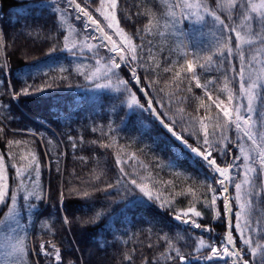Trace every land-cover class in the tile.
I'll return each instance as SVG.
<instances>
[{"label":"trees","instance_id":"obj_1","mask_svg":"<svg viewBox=\"0 0 264 264\" xmlns=\"http://www.w3.org/2000/svg\"><path fill=\"white\" fill-rule=\"evenodd\" d=\"M76 1L101 25L104 8L111 7L126 41L127 67L116 68L105 48L85 51L82 39L94 41L66 0H0V174L6 193L0 264H232L206 259L213 254L208 245L222 252L227 233L217 175L155 115L127 106L130 94L140 103L151 101L189 144H202L207 136L211 147H204L217 165L235 173L230 191L236 247L247 264H264L258 153L216 105L239 103L243 66L264 48L235 47L242 2L197 0L195 14L189 0H115V7L113 0ZM255 26L264 37V28ZM66 42L75 44L71 52ZM102 65L111 72L96 79ZM106 83L111 87L98 88ZM24 87L29 94L12 95ZM252 119L251 135L264 151V85ZM244 150L253 171L240 198L235 185L243 183ZM13 194L17 214L9 211ZM214 195L215 204L206 207ZM186 218L213 227L197 229L184 224ZM53 245L60 250L57 263Z\"/></svg>","mask_w":264,"mask_h":264},{"label":"rangeland","instance_id":"obj_2","mask_svg":"<svg viewBox=\"0 0 264 264\" xmlns=\"http://www.w3.org/2000/svg\"><path fill=\"white\" fill-rule=\"evenodd\" d=\"M240 2H242V4L245 6L243 7V9L241 11V18H240L239 24L237 25L236 30H237V32L240 33V35L242 37L245 38V40H247L248 38L252 37V32L256 28L255 23H258V25H260L262 23L261 22V14L264 13V7H261V5L264 4V0H240ZM75 3L78 4V2L76 0H75ZM251 5L256 6L255 10H253ZM66 7L69 9H72L75 12L76 19L81 20L83 22L84 28L86 30H88L90 33V39H92L94 41V42H91L90 40H88L86 38L82 39L81 45L83 46L85 51L91 50L92 48H94L95 45H97L99 47L106 48L107 50L110 51V49L112 48V45L115 44L116 51H110L112 54L113 61L118 62L120 67H122V66L127 67V65H128V63H126L127 54L125 52V49H122V47L125 48V46H127L126 41H125L124 37L122 36V33L119 29L118 23L114 17V14H113L110 6L105 7L104 11L102 13V17H103L104 22H105V24H103V25H101V23H99L98 21H96V19H94L93 17H91L89 15L103 29V34L105 37L111 36L112 40L109 41L110 43L107 42L106 38L103 40L100 39V33L95 31L96 25H92L90 23V21H88V19L86 17H84L83 13H79L75 9V5H72L71 7H69L68 2L66 0ZM188 7L195 14H199L200 6H199L197 0H189V6ZM106 17H108V19H106ZM113 17H114V20L112 19ZM109 23H112V27H109ZM86 24H88V27L85 26ZM0 34H1V32H0ZM75 34H76V29H72L71 35L74 36ZM260 37H261L260 33H259V36L252 37L253 42L251 44H249L247 42L241 43L240 41H238L237 40V34H236V46L235 47H237L239 49V48L254 46L255 44H259ZM118 52H120V53H118ZM121 56L123 57V59H121ZM186 56H187V53H186ZM116 68H118V67H116ZM109 72H111V70H108L107 67H105V65H102L98 68V71L96 73L95 78L100 79L106 73H109ZM242 74H243L241 77L242 86L240 89L241 98L239 100V103L237 102L234 108L233 107H225L221 103H216V105L218 106V108L222 112H224V110H227L229 112V116L226 118L228 120H230L234 124L235 127H236V123H237V122H235V117L238 114L236 109H239L240 115L248 118L247 124H244L243 121H240L239 123L241 124V128L238 129L236 127V129H238L241 133H243V136L245 137V139L251 141L254 144L255 149L257 150V153H258L257 163L259 164L260 169L264 174V165H262L260 155H259V153H261L263 151V149H261L259 146H257L255 144V142H253V140L248 139V136L245 135V131H247L248 133L251 134V127L253 125V119H252V113L253 112L249 113L247 111L248 99H249V94H250L248 86L251 85L252 89L254 90V97H255L253 99V109H254L256 101H257L258 91H259L260 87L262 85H264V48L261 50H258V52H255L253 54V56L250 57L249 61L244 64ZM249 76H251V79H249ZM98 86H100V87H98L100 89H107V88L111 87V85L108 83L100 84ZM204 93L207 94L206 92H204ZM172 137L176 141L183 144V141L178 140L176 138V136H174L173 134H172ZM185 147H187L186 144H185ZM193 155L199 156L194 152H193ZM242 155L244 157H248V159L247 160L245 159L246 164L243 166V177H242L243 183L240 184L241 187L239 190V194L241 195L240 198H242L243 194H244V185L243 184H246L248 182L249 176L251 175V173L253 171V170L248 171V169H252V167L250 166V163H249V158H250L249 153L246 150H244ZM217 166L226 167V166H220V165H217ZM240 167H241V165H238V168H236V169L238 170V169H240ZM227 168H228V172H227L228 178L225 181V183L227 184V191H222L220 188V192H219L218 196L220 199H223V201H226L227 204H229V201L230 200L232 201V197H231V193H230V185H231L232 180L235 178V173L231 167H227ZM240 171H241V169H240ZM216 175H217V179L219 181V179H221V177L219 176L218 173ZM220 187H222V186H220ZM240 191H242V192L240 193ZM186 219L189 221H192L190 218H186ZM184 224H187V223L184 222ZM231 235L233 237V241L235 244V238H234L233 233H231ZM225 239H226V237H225ZM224 246L225 245H223V248H224ZM228 247H230V249H231V246H228ZM235 248H236V244H235ZM222 251H223V249H222ZM236 251L240 254V260L239 261H236L235 257H230L227 254H224L223 260L226 261L228 259H231L232 264L234 261H235V264H240V263L247 264V262L242 261L243 257L241 255L240 251L237 250V248H236ZM220 253L217 251V254L214 256L219 258ZM34 256L36 257L35 252H34ZM53 257H54V260H56L55 259V253H54Z\"/></svg>","mask_w":264,"mask_h":264},{"label":"snow or ice","instance_id":"obj_3","mask_svg":"<svg viewBox=\"0 0 264 264\" xmlns=\"http://www.w3.org/2000/svg\"><path fill=\"white\" fill-rule=\"evenodd\" d=\"M68 2V5L69 7H71L72 5H75V9L79 12V13H83L84 17H86L88 19V21H90V23L92 25H96V28H95V31L100 33V39L103 40V39H107L108 41H111L112 38L111 36H107L105 37L104 34H103V29L97 24V22L95 20H93L89 14L83 9L81 8V6L79 4H76L75 3V0H67ZM245 5H241V7H244ZM113 7H115V0H113ZM251 7L253 8V10H255L256 6L255 5H251ZM261 7H264V4L261 5ZM106 19H108V17H106ZM114 20V17L112 18ZM215 19L219 20V17H215ZM261 24H260V28H264V13L261 14ZM223 22L221 21V24ZM86 27H88V24L85 25ZM109 27H112V23H109ZM256 36H259V31L258 30H254L252 32V37H256ZM252 37L248 38L247 40H245L244 37H242L240 35L239 32H237V40L240 41L241 43H244V42H247L249 44H251L253 41H252ZM67 40V38H66ZM259 43L261 44H264V37H260L259 39ZM75 47V44L72 45V48ZM239 47V46H238ZM64 48L67 49L68 51H72V48H69V45L68 43L66 42L64 44ZM56 47L53 46L51 51L54 52L56 51ZM110 51H116V46L115 44L112 45V48L110 49ZM229 53H231V50H229ZM121 59H123V57L121 56ZM133 59H135V57H133ZM241 59L243 61V56H241ZM223 60H227V56H224L223 57ZM209 61H211V57H209ZM127 63V61H126ZM113 65L115 67H120L119 63L116 62V61H113ZM191 67V66H189ZM243 75V74H242ZM133 77L135 78V72H133ZM249 79H251V76H249ZM139 82V81H137ZM0 83H3L2 81H0ZM121 83H123V81H121ZM100 87V86H98ZM197 87H200V84L198 83L197 84ZM249 88V99H248V106H247V111L249 113H252L253 112V99L255 98L254 97V90L252 89V86L249 85L248 86ZM39 90V89H38ZM119 90V89H117ZM243 90V89H242ZM124 91H128L127 87H125ZM20 94H24V95H27L29 94V87H24L21 92H13L12 95H20ZM127 103V106L129 107H132V106H139V107H142L143 109H145L146 111H149L152 115H155V117L157 119L160 120V122L168 129L169 132H171L174 136H176V138L178 140H182L183 142H185L186 144H188L190 146V149L192 152L196 153L197 155H200L202 156L203 160L206 162V164L208 165V167L215 173V174H219V176L221 177V179H219V183L221 184V190L222 191H227V184L225 183V181L227 180V172H228V168L227 166L226 167H219L217 166V162H216V159L212 157V153L211 151H209L207 148H205L204 146L205 145H208L209 147H211V145L209 144V140L207 138V136L205 137V139L203 140V143L202 144H197L196 146H193L191 144L188 143L187 141V137H182V134H178L177 131L174 130V126H170L169 123L163 118V114L162 113H156V111L153 109L152 107V102L151 101H148L147 104H143V103H140L139 101H137L135 95L133 94H130V100L126 101ZM237 111V115L235 117V122L236 123V127L239 129L241 128V124L239 123L240 121H243L244 124H247L248 123V118L242 116L239 114V109H236ZM224 116L225 117H228L229 116V112L227 110H224L223 112ZM4 129L2 127H0V132H3ZM245 135L248 136V139L250 140H253V137L250 133H248L247 131H245ZM223 140H228V137L226 135H223L221 137ZM232 141H229V143H231ZM11 143V142H9ZM222 155L227 157L229 155V153L223 149L220 150ZM260 155V159H261V163L262 165H264V151H262L261 153H259ZM2 157H0V161H2ZM245 159L247 160L248 157H245ZM170 167H172L171 165H169ZM233 166H236L238 167V165L235 164V160H233ZM173 169H176L175 167H172ZM253 169H248V171H252ZM5 178L3 177L2 174H0V203H5V196H6V193L4 191V187H5V182H4ZM118 182H119V178H118ZM132 184H136V180L135 178L132 179ZM236 189L239 190L241 185L240 184H236L235 185ZM140 191L142 193H144L145 196L148 197V200L149 201H152L154 200V198L152 197V195L149 193V192H146L145 189L143 187L140 188ZM85 196H88L89 193L85 192L84 193ZM24 199H27V197H25ZM37 199H39V197H37ZM216 199L217 197L214 195L212 196L211 198V203L210 204H207L206 207H209L211 208L212 205L215 204L216 202ZM10 200H11V204H12V208L9 210L11 213L13 214H17V198L16 196L13 194L11 195L10 197ZM194 212V216L195 217H201V211H196V210H192ZM224 211L226 213H228L229 215H231V207L229 204H227V202L225 203V209ZM185 216L188 215V213H185L184 214ZM181 217L180 216H177L176 219H180ZM185 223H192L194 225L195 228L197 229H200L202 227H204V230H208L210 231L212 229L213 226L211 225H208V226H202L200 223L198 222H195V221H189V220H185L184 221ZM84 223H87V221H85ZM244 243L248 246H251L250 244V241L245 238L244 239ZM201 244L203 245V240H201ZM221 244L225 245L224 248H223V251L220 253V259H224V254H227L228 256L230 257H235L236 258V261H239L240 260V254L236 251V248H235V244H234V241H233V237L231 235V232L228 233V235L226 236V239L221 241ZM228 246H231V249L228 247ZM208 247L210 248L211 252L213 253V256L217 254V251L218 249L216 247H213L212 245H208ZM53 248L55 249V259L56 261H60L61 260V256H60V250L59 248H56L55 245H53ZM41 251H44V246L41 245ZM253 251V255L256 254V250L253 248L252 249ZM45 255H49L50 253L48 252H44ZM177 256H180V253L179 251H177L176 253ZM213 256H208L206 257V259L208 260H212L213 259ZM181 260H183V257L181 256L180 257ZM233 264H235V261L233 262Z\"/></svg>","mask_w":264,"mask_h":264},{"label":"bare ground","instance_id":"obj_4","mask_svg":"<svg viewBox=\"0 0 264 264\" xmlns=\"http://www.w3.org/2000/svg\"><path fill=\"white\" fill-rule=\"evenodd\" d=\"M107 42L110 43L108 40H107ZM108 43H107V44H108ZM118 53H120V52H118ZM188 58H189V59L191 58V53H190V52H188Z\"/></svg>","mask_w":264,"mask_h":264}]
</instances>
